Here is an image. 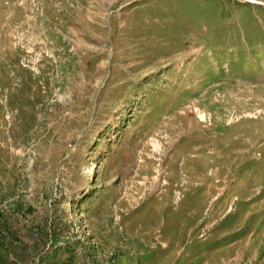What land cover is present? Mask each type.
<instances>
[{
  "label": "rangeland",
  "instance_id": "obj_1",
  "mask_svg": "<svg viewBox=\"0 0 264 264\" xmlns=\"http://www.w3.org/2000/svg\"><path fill=\"white\" fill-rule=\"evenodd\" d=\"M0 264H264V0H0Z\"/></svg>",
  "mask_w": 264,
  "mask_h": 264
}]
</instances>
